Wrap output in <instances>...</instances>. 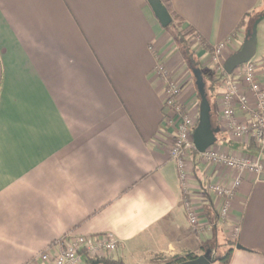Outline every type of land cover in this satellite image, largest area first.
I'll return each mask as SVG.
<instances>
[{
    "label": "crops",
    "instance_id": "crops-1",
    "mask_svg": "<svg viewBox=\"0 0 264 264\" xmlns=\"http://www.w3.org/2000/svg\"><path fill=\"white\" fill-rule=\"evenodd\" d=\"M171 4L200 48L226 45L223 65L242 48L252 18L264 15V0ZM257 40L253 62L264 88V20ZM158 64L195 116L188 65L146 0H0V264H50L39 256L56 253L70 233L114 236L112 258L125 264L206 253L218 264L220 236L232 240L236 227L245 250L234 247L229 264H264V180L245 174L221 223L211 188L236 173L191 155L189 198L200 223L191 225ZM223 83L211 149L264 161L254 140L237 141L223 123ZM249 99L241 123L254 120Z\"/></svg>",
    "mask_w": 264,
    "mask_h": 264
},
{
    "label": "built area",
    "instance_id": "built-area-1",
    "mask_svg": "<svg viewBox=\"0 0 264 264\" xmlns=\"http://www.w3.org/2000/svg\"><path fill=\"white\" fill-rule=\"evenodd\" d=\"M226 45L220 44L212 53L211 63L216 65V70H224L222 56ZM157 72L161 80L166 84L167 93L165 108L172 115L166 116V123L175 128V137L171 146V159L176 162L180 181L182 182L185 194L184 206L187 217L193 226L199 225V220L194 209V203L189 198V181L191 171L188 167V160L195 149L193 135L197 127V120L194 116L184 110V106L178 103L181 87L170 83L169 73L162 64H158ZM218 73V72H217ZM249 94L255 97L254 120L252 123H241L236 119L239 113L249 114L251 105ZM220 112L223 123L237 141L254 140L257 148L264 154V88L258 79V69L255 62H250L238 69L232 75H227L223 83L221 95ZM207 164L222 166L236 173L233 181L226 184L213 186L212 192L221 201L217 216L221 223H226L231 214L232 202L238 189L241 187L245 174L256 177L257 181L264 180V161L261 156L252 157L228 155L213 149L207 150L198 156ZM240 227L234 229L232 240L238 238ZM119 251L117 240L112 235L100 237L77 236L70 233L59 242V250L51 254L50 249L43 252L39 258L50 264H85V259H102L112 257Z\"/></svg>",
    "mask_w": 264,
    "mask_h": 264
},
{
    "label": "water",
    "instance_id": "water-1",
    "mask_svg": "<svg viewBox=\"0 0 264 264\" xmlns=\"http://www.w3.org/2000/svg\"><path fill=\"white\" fill-rule=\"evenodd\" d=\"M148 6L151 8L156 20L160 26L166 30L172 23V17L168 9L163 5L161 0H146ZM264 20V15L260 16L253 24L252 29L248 32L246 40L242 48L233 54L224 64L225 75H232L233 72L252 62L256 56L257 51V34L258 27ZM193 76L196 80V87L201 99L200 113L198 124L194 131L193 140L195 149L199 154H204L207 150L211 149L217 144V135L220 130L215 129L212 124V108L208 101L206 94V84L201 71H193ZM238 250H244L241 245L237 246ZM214 259L210 253L199 256L197 259L187 261L182 264H213ZM97 264V263H95Z\"/></svg>",
    "mask_w": 264,
    "mask_h": 264
},
{
    "label": "trees",
    "instance_id": "trees-1",
    "mask_svg": "<svg viewBox=\"0 0 264 264\" xmlns=\"http://www.w3.org/2000/svg\"><path fill=\"white\" fill-rule=\"evenodd\" d=\"M163 5L168 9L171 17H172V23L169 26V28L166 29V31L171 35L172 39L175 41L178 51L182 55L184 61L189 66V69L192 71H201L202 76L204 78V82L206 84V94L208 101L212 108V120L214 118L215 113V104L217 99V91L219 89V85L223 83L224 79L227 77L224 72L222 73H214L211 70H208L203 67V64L199 57L197 56V53L194 51V49L191 47L190 41L192 39H200L198 38V35L193 30L184 31L181 30V28L184 25V21L176 14V12L173 9V6L171 4V0H161ZM260 16H256V20ZM252 21V20H251ZM245 25V22H243ZM251 24H249V29L251 30ZM201 45L204 50L212 52L214 49H211L205 42L201 41ZM194 77V76H193ZM195 79V77H194ZM168 80L171 83L170 76H168ZM208 86V87H207ZM185 110V108H184ZM214 128H218V125L214 124ZM219 129V128H218ZM199 153L197 151L192 152V156L195 158L198 156ZM201 186L204 187L203 182H201ZM205 189V188H204ZM239 244L236 240H226L225 247L228 248V250L219 258L218 264H229L231 261V255L234 250V247H237ZM245 250V249H244ZM249 252H252L248 250ZM198 256L193 254H188L185 257H174L171 259H159L155 261L153 264H182L187 261H192L197 259ZM125 264L122 260L119 259H109V258H102V259H85V264Z\"/></svg>",
    "mask_w": 264,
    "mask_h": 264
},
{
    "label": "rangeland",
    "instance_id": "rangeland-1",
    "mask_svg": "<svg viewBox=\"0 0 264 264\" xmlns=\"http://www.w3.org/2000/svg\"><path fill=\"white\" fill-rule=\"evenodd\" d=\"M256 16L257 15H255L253 18H252V21H251V29H252V26H253V24H254V22L256 21ZM259 16V15H258ZM260 16H263V14L261 15L260 14ZM253 22V23H252ZM181 30H184L185 32L186 31H188L184 26L181 28ZM250 30V29H249ZM190 44H191V47L194 49V51L197 53H199V55H202L203 53H204V50L202 49V48H200L199 46H198V43H196V41H194L193 39H192V41H190ZM198 53H197V56L199 57V55H198ZM199 59H200V57H199ZM201 60V59H200ZM211 60H212V52H211V55L210 56H208L206 59H204V60H201V62H202V64H203V67L204 68H206V69H208V70H211L212 72H218V73H222V72H224V70H223V68H221V70L219 69V71H217L216 70V68H217V66L216 65H213L212 63H211ZM188 68H189V66H188ZM189 74H190V76H191V82L194 84V92H195V95H194V102H195V104H196V108H195V111H196V113H195V116H194V112H192V110L190 109V107H184L185 108V110L188 112V114H190L191 116H194V119L195 120H197V122H198V118H199V113H200V103H201V99H200V97H199V94H198V91H197V87H196V80L194 79V77H193V73H192V71L189 69ZM171 80V79H170ZM171 83H173V84H177V83H175V82H173L172 80H171ZM178 85V84H177ZM208 87V86H207ZM181 93H182V88H181V92H180V95H179V97L181 96ZM178 97V98H179ZM217 125V124H216ZM199 156V155H198ZM201 160V159H200ZM233 238V237H232ZM226 240L227 239H224V237H223V235H221L220 236V240H219V244H217L216 245V247L218 248V250H219V252L220 253H222V254H224L227 250H228V248L227 247H225V246H223V245H225V242H226Z\"/></svg>",
    "mask_w": 264,
    "mask_h": 264
}]
</instances>
